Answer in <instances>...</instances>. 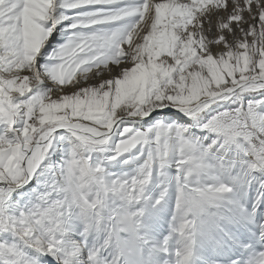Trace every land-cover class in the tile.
I'll list each match as a JSON object with an SVG mask.
<instances>
[{
    "label": "snow or ice",
    "instance_id": "obj_1",
    "mask_svg": "<svg viewBox=\"0 0 264 264\" xmlns=\"http://www.w3.org/2000/svg\"><path fill=\"white\" fill-rule=\"evenodd\" d=\"M164 109L187 120L136 127ZM123 156L143 161L110 174ZM256 181L264 0H0V264H264ZM173 193L172 232L153 246ZM174 238V259L145 260L171 257Z\"/></svg>",
    "mask_w": 264,
    "mask_h": 264
},
{
    "label": "rangeland",
    "instance_id": "obj_2",
    "mask_svg": "<svg viewBox=\"0 0 264 264\" xmlns=\"http://www.w3.org/2000/svg\"><path fill=\"white\" fill-rule=\"evenodd\" d=\"M67 23H69V22H64V24H61V25H58L57 26V31H55L54 33H53V37H54V39H50L49 40V42L48 43H46V45H45V47L42 49V53H43V55L42 56H40L38 59H39V63L40 64H44L45 63V61H46V58L51 54V52L53 51V49L55 48V47H57L58 45H61V44H63L64 42H65V36H63L62 34H61V31H60V29L61 28H63V27H65L66 26V24ZM166 113L164 110H162V113ZM156 117V116H155ZM156 119V118H155ZM155 119H153L152 117H150L149 119H148V125L146 126V127H149V126H151V124L154 122V120ZM151 123V124H150ZM145 127V128H146ZM196 132H199V130H196ZM97 157H99V158H103V155L104 154H100V153H97V154H95ZM128 157L127 156H123V157H121L120 158V160L119 161H116V162H112V164L111 165H117L118 167V169L116 170V171H114V172H112V173H110V174H116V175H119V174H123V173H129V174H131V173H133V171L135 170V168H136V165L138 164V163H142V161H143V157H141L140 158V160H138V162L136 161V163H129L128 165H126L125 163H123V161L125 160V159H127ZM125 164V165H124ZM108 166V165H107ZM111 168V166H109L108 168H107V171H108V169H110ZM172 172H175V169H172L171 170ZM258 175V174H257ZM257 183H258V185H257ZM255 186V187H254ZM258 187H259V182L258 181H256V182H253L252 183V185H251V187L248 189V192H247V199L249 200V201H251V202H256V201H258L257 200V194H259V191L257 190L258 189ZM254 188V189H253ZM256 190V191H255ZM156 193H158V189H154V194H156ZM174 194V193H173ZM171 195L172 197H171V199H170V201H169V203H168V205H167V209L165 208V211H162L161 213H160V218L162 217V216H165L166 214V216L168 217V221L166 222V224H164L163 222H159V229H161L162 227H164L165 228V230H163V232L161 231V232H159L160 234L161 233H163V237H165L166 235V237H168L169 235H170V233L172 232V216H173V212H174V203H175V195ZM256 199V200H255ZM172 200V201H171ZM262 207H264V205H262ZM249 208L251 209V204H249ZM166 232V233H165ZM159 234V235H160ZM162 235V234H161ZM165 237V238H166ZM90 238V237H89ZM159 239H160V242H159V245L161 244V243H163V240H164V238H160L159 237ZM155 242V241H154ZM151 242L152 244H153V246H158V244L155 242ZM171 242H176L175 244L174 243H171ZM170 242V248H171V252H172V254H174V252H175V249H176V246H177V241H176V239L174 238L172 241ZM257 247H259V245L257 246ZM150 250H152V251H150ZM198 253H199V256L200 257H202V258H204V259H207V258H209V256H210V253H209V251L206 249V248H198ZM163 256V259H165V260H167V259H169V258H171V257H169L168 255H165V254H162V253H154L153 252V249L150 247V248H147V249H145L144 250V258H145V260L146 261H151V259L153 258V256ZM175 257L173 256V259H174ZM241 258H244L245 260H247V257H245V256H238L237 257V259H241ZM49 259V258H48ZM109 259H111V256H109ZM172 259V258H171ZM220 259V261H221V264H226V257H220L219 258ZM49 261H51L52 263H55V261L54 260H52V258L50 257V259H49Z\"/></svg>",
    "mask_w": 264,
    "mask_h": 264
},
{
    "label": "bare ground",
    "instance_id": "obj_3",
    "mask_svg": "<svg viewBox=\"0 0 264 264\" xmlns=\"http://www.w3.org/2000/svg\"><path fill=\"white\" fill-rule=\"evenodd\" d=\"M164 111L166 112V113H162L161 115H158V116H156L155 118V120H154V122L153 123H155L156 121H166V122H173V121H177V122H180V123H183L185 120H187V117H184L183 118V120L181 119V117H183V113H180V114H178V115H176L175 113H176V109H171V110H169V109H164ZM149 119V118H148ZM141 124L143 125V127H146L149 123L147 122V123H145V122H140V124H137L136 125V127H140L141 126ZM151 124V123H150ZM197 134H199V132H197ZM113 139L114 140H116V139H118V137H116V136H114L113 137ZM208 142H210V141H205V143H208ZM68 147V142L67 141H64V142H62L61 144H59L58 145V151H56V152H54L53 153V155H52V157H51V160H52V162L53 163H60V162H62L63 161V159L65 158V149ZM138 162V161H137ZM112 163H110V164H108V166H107V168L109 167V166H111V168L110 169H108V172L109 173H112V172H114V171H116L118 168V166L117 165H111ZM129 164V163H128ZM128 164H126V165H128ZM131 164V163H130ZM125 165V164H124ZM257 185H258V183H257ZM37 186V183H36V181H33L32 183H31V185L30 186H26L27 188H28V190L30 191L32 188H35ZM255 187V186H254ZM254 189V188H253ZM258 191H259V194H257V200H259V197L261 196V195H264V190H262L261 189V187H260V184H259V187H258V189H257ZM256 191V190H255ZM174 195V194H173ZM172 197V196H171ZM256 200V199H255ZM172 201V200H171ZM167 209V208H166ZM165 211V210H164ZM167 215V214H166ZM162 216L161 218H159L158 219V221L155 223V224H153V225H151V227H149L147 230H146V234H147V236L149 237V239H150V241L151 242H156L157 244H158V246H159V242H160V239H159V237L160 238H165V237H163L164 235H163V233H159V232H163V230H165V228L164 227H162L161 229H159L158 227H159V225L161 224H159V222H163L164 224H166V222L168 221V217L167 216ZM80 232H82V226L77 230V232L76 233H74V236H73V238L74 239H83V237L80 235ZM166 233V232H165ZM160 234V235H159ZM92 238L90 237L89 238V240H91ZM154 242V243H155ZM171 243H174V242H171ZM176 243V242H175ZM174 243V244H175ZM162 244V243H161ZM153 245V244H152ZM157 246V245H156ZM157 246V247H158ZM177 247V246H176ZM172 248V247H171ZM150 251H152V250H150ZM173 256H174V254L171 256V258L173 259ZM50 259V256H48V257H41V264H49V259ZM51 264H55V263H52L51 262Z\"/></svg>",
    "mask_w": 264,
    "mask_h": 264
}]
</instances>
